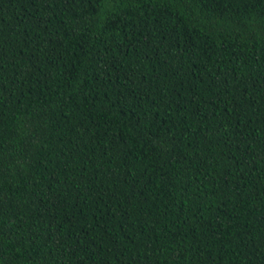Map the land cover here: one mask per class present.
<instances>
[{
	"label": "trees",
	"instance_id": "16d2710c",
	"mask_svg": "<svg viewBox=\"0 0 264 264\" xmlns=\"http://www.w3.org/2000/svg\"><path fill=\"white\" fill-rule=\"evenodd\" d=\"M0 264H264V0H0Z\"/></svg>",
	"mask_w": 264,
	"mask_h": 264
}]
</instances>
